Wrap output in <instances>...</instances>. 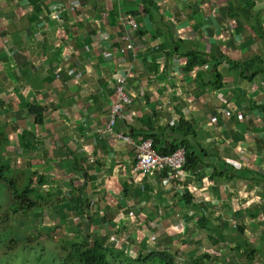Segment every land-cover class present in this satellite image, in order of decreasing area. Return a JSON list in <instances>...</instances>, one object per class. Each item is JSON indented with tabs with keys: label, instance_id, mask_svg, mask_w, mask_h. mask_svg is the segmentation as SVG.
Here are the masks:
<instances>
[{
	"label": "crops",
	"instance_id": "0c3cea01",
	"mask_svg": "<svg viewBox=\"0 0 264 264\" xmlns=\"http://www.w3.org/2000/svg\"><path fill=\"white\" fill-rule=\"evenodd\" d=\"M143 1L0 0L3 166L21 188L47 180L35 212L52 238L264 264V72L243 76L264 69V0ZM188 52L205 62L188 68ZM119 68L133 102L111 135ZM123 136L157 154L188 145L202 163L145 175Z\"/></svg>",
	"mask_w": 264,
	"mask_h": 264
},
{
	"label": "trees",
	"instance_id": "16d2710c",
	"mask_svg": "<svg viewBox=\"0 0 264 264\" xmlns=\"http://www.w3.org/2000/svg\"><path fill=\"white\" fill-rule=\"evenodd\" d=\"M144 7L147 9L149 5H155L153 0H144ZM262 30H258L260 32ZM188 68H193L196 65L202 64L205 61L200 59L198 53L188 52ZM262 65V64H261ZM237 67H241L246 70L245 67L240 64H236ZM253 72L251 76H247L244 72L243 76L246 79H253L261 74L263 70H247ZM264 110V107L263 109ZM28 113L32 116H36V124L41 126L44 123V111L43 107L36 104L28 105ZM183 123V122H182ZM187 129L191 131L186 135L193 133L191 125L186 124ZM182 127V126H181ZM145 139L144 141H146ZM155 144V140H153ZM9 144V140L6 137L5 132H0V148ZM155 147V145H154ZM184 147L187 151V162L184 167L186 170H196L201 165V160L192 153L190 146L182 144L178 147H173L171 150L165 153H159L161 155H171L179 148ZM155 149V148H154ZM3 154L0 152V264H8L12 261L13 264L20 261L22 264H111L109 258L113 261H120L125 263H132V257H129L121 249L109 246L105 239L86 237L82 241H65L60 240L63 244L61 251L58 254L52 255L51 251H48L45 246H42L38 251L31 244H29L28 237L24 236L22 226L28 224L33 226L42 214L35 212L37 207L40 206V197L36 193L35 183L43 186L47 183L43 175L40 172H31L28 176V181L21 188L18 181L14 177L9 178L10 168L9 166H3L2 163ZM9 172V174H8ZM13 174V173H12ZM6 188L9 194L6 195ZM36 195V198L34 196ZM6 200V204L3 201ZM21 217L22 219H18ZM19 247V245H21ZM16 249L18 251H16ZM33 256V260H31ZM159 259L160 264H212L211 257L205 255L201 258L191 259L190 262H178L174 254L164 253L162 251H154L147 256H141L136 259L142 263L157 262Z\"/></svg>",
	"mask_w": 264,
	"mask_h": 264
},
{
	"label": "built area",
	"instance_id": "2783aa9c",
	"mask_svg": "<svg viewBox=\"0 0 264 264\" xmlns=\"http://www.w3.org/2000/svg\"><path fill=\"white\" fill-rule=\"evenodd\" d=\"M122 25H131L133 28H138V22L121 15ZM127 75L124 70L118 69V77L116 82V99L110 106L109 124L107 132L114 135L117 122L125 119V110L131 106L133 96L127 90ZM124 142L129 146H136L137 161L135 170L145 175H153L171 171L178 176L184 170L187 162V151L184 147L179 148L171 155H159L154 149L152 140L143 141L140 145H136L135 140L131 136H123Z\"/></svg>",
	"mask_w": 264,
	"mask_h": 264
},
{
	"label": "rangeland",
	"instance_id": "374dc122",
	"mask_svg": "<svg viewBox=\"0 0 264 264\" xmlns=\"http://www.w3.org/2000/svg\"><path fill=\"white\" fill-rule=\"evenodd\" d=\"M235 7L234 5H232ZM247 7V6H246ZM4 204H6V200L3 201ZM18 219H22L21 217H18ZM33 226H28V224H24L22 226V231L24 232V236L28 237L29 244H31L34 248H36L38 251L41 249L42 246H45L48 251H51L52 255L58 254L61 251V246L63 244L60 242L59 237L52 238L48 235V232L45 230H42L40 228V223L35 222L32 224ZM82 240V239H81ZM80 240V241H81ZM19 245V247H21ZM16 251H18L16 249ZM5 251H1L0 254H3ZM136 258V256H134ZM31 260H33V256H31ZM109 261L111 264H145L142 262L137 261L136 259H133L132 263H125L120 261H113L112 258H109ZM157 262L147 263V264H160L159 259H156ZM8 264H13L12 261H9ZM15 264H22L20 261L16 262Z\"/></svg>",
	"mask_w": 264,
	"mask_h": 264
}]
</instances>
